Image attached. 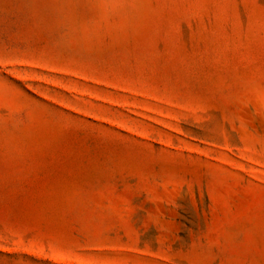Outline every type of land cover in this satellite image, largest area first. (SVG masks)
<instances>
[{
  "label": "rangeland",
  "instance_id": "1",
  "mask_svg": "<svg viewBox=\"0 0 264 264\" xmlns=\"http://www.w3.org/2000/svg\"><path fill=\"white\" fill-rule=\"evenodd\" d=\"M0 264H264V0H0Z\"/></svg>",
  "mask_w": 264,
  "mask_h": 264
}]
</instances>
